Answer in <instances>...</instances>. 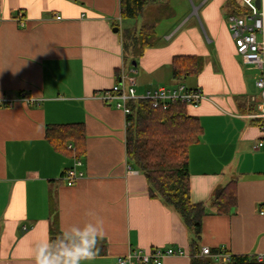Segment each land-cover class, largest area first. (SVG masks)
Instances as JSON below:
<instances>
[{"label":"crops","instance_id":"crops-1","mask_svg":"<svg viewBox=\"0 0 264 264\" xmlns=\"http://www.w3.org/2000/svg\"><path fill=\"white\" fill-rule=\"evenodd\" d=\"M233 1L158 0L124 19L120 0H0V99L14 100L0 106V264H34L35 241L93 220L89 212L104 221L106 250L81 264H119L155 247L187 251L164 264H192L194 231L151 195L128 157L126 114L100 98L122 76L136 79L139 95L180 83L204 92L199 106L187 107L203 126L189 151L191 198L206 208L197 245L264 253V146L256 148L263 120L252 116L260 71L236 52L227 21ZM165 4L174 13L159 18ZM144 22H155L157 41L134 60L122 35ZM176 56L202 58L199 72L174 78ZM74 123L85 127L80 150L48 139L49 125ZM76 160L83 177L68 185L64 173ZM231 182L237 204L219 213L213 198Z\"/></svg>","mask_w":264,"mask_h":264},{"label":"trees","instance_id":"trees-1","mask_svg":"<svg viewBox=\"0 0 264 264\" xmlns=\"http://www.w3.org/2000/svg\"><path fill=\"white\" fill-rule=\"evenodd\" d=\"M158 0H120L121 17L138 19L145 8L156 4ZM165 14L173 15V9L164 5ZM235 13L244 10L240 3L232 2ZM170 13V14H169ZM158 18V19H159ZM124 52L137 60L146 48L157 41L155 22L141 25L139 29H126L122 35ZM202 65V58L196 56H176L173 60V76L183 79L196 75ZM133 109L127 119L126 146L129 159L144 173L151 186V195L159 197L167 205L174 208L183 218L184 223L195 233L192 242V264H215L208 257L199 256L197 239L202 233V224L206 208L202 203H194L191 198L189 151L198 143L203 134V126L198 117L188 113V105L172 103L167 109L154 108L150 101H132ZM48 139L58 148H66V141L72 140L82 147L85 137L83 123L49 125ZM235 182L219 189L213 198V204L219 213H227L237 204ZM62 233L55 228L51 231L54 239ZM98 254L106 250L103 239L97 245ZM224 264H264L255 255H233L232 260Z\"/></svg>","mask_w":264,"mask_h":264},{"label":"built area","instance_id":"built-area-1","mask_svg":"<svg viewBox=\"0 0 264 264\" xmlns=\"http://www.w3.org/2000/svg\"><path fill=\"white\" fill-rule=\"evenodd\" d=\"M243 8L242 13H231L227 16V21L234 39L236 52L247 65L253 66L260 71V76L256 81V86L260 92V102L257 113L252 116L262 121V136L258 140L256 148L264 146V0H238ZM60 18V17H58ZM133 72H136L133 70ZM125 76L121 82L115 84L111 89L104 91L100 98L106 103H114L117 108L124 111L128 117L133 109L130 105L132 101L147 100L154 108L167 109L172 103H183L188 106L197 107L206 98L200 88H189L185 84L174 86H160L155 90L139 95L137 92V81L130 77L128 84L125 83ZM32 101V100H30ZM14 100L1 98L0 106L13 105ZM130 122L127 119V125ZM72 148V146H69ZM82 165L80 160L68 168L64 173V179L68 185H73L78 179L83 177V172L78 168ZM264 214V209L261 210ZM187 251L181 247H155L150 251L134 250L118 259L119 264H164L167 256L185 255ZM199 256L212 257L215 261L228 263L232 260V254L227 251L213 252L209 246L200 249ZM259 261L264 262V253L257 255Z\"/></svg>","mask_w":264,"mask_h":264},{"label":"clouds","instance_id":"clouds-1","mask_svg":"<svg viewBox=\"0 0 264 264\" xmlns=\"http://www.w3.org/2000/svg\"><path fill=\"white\" fill-rule=\"evenodd\" d=\"M88 215L94 219L82 225L73 224L54 239L46 235L35 241L32 250L34 264H81L82 261L93 260L105 230L101 218L96 217L94 212Z\"/></svg>","mask_w":264,"mask_h":264},{"label":"rangeland","instance_id":"rangeland-1","mask_svg":"<svg viewBox=\"0 0 264 264\" xmlns=\"http://www.w3.org/2000/svg\"><path fill=\"white\" fill-rule=\"evenodd\" d=\"M189 2H190V5L193 7V4H194V2L193 1H195V0H188ZM142 18V17H141ZM145 23V22H144ZM188 84H190L189 82H188Z\"/></svg>","mask_w":264,"mask_h":264},{"label":"water","instance_id":"water-1","mask_svg":"<svg viewBox=\"0 0 264 264\" xmlns=\"http://www.w3.org/2000/svg\"><path fill=\"white\" fill-rule=\"evenodd\" d=\"M133 64L136 65V62L134 61Z\"/></svg>","mask_w":264,"mask_h":264}]
</instances>
